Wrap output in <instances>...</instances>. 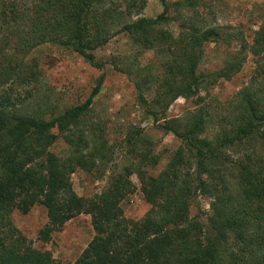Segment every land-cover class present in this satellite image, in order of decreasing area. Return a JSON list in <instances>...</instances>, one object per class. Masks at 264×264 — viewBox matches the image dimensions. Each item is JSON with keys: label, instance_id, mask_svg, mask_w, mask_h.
<instances>
[{"label": "trees", "instance_id": "1", "mask_svg": "<svg viewBox=\"0 0 264 264\" xmlns=\"http://www.w3.org/2000/svg\"><path fill=\"white\" fill-rule=\"evenodd\" d=\"M160 1L163 13L146 18L140 16L141 0H122L131 18L122 30L155 58L133 81L137 101L153 122H166L159 128L182 140L184 148L152 176L147 168L158 164L157 157L138 150L150 141L131 130L123 145L132 163L113 171L102 192L84 198L74 191L72 176L104 172L115 152L105 125L90 120L105 76L83 104L52 118L15 111L14 92L38 81V65L27 56L44 43L71 50L104 70L107 63L97 60L94 51L107 44L110 20L124 13L118 7L99 10L94 0H0V264H62L50 251L34 248L13 221L14 212L26 215L37 205L47 210L48 222L38 236L42 243L77 216L91 217L95 236L75 264H264V28L249 42L243 33L203 25L197 10L211 7L204 0ZM190 11L199 19L185 21L175 36L166 27L175 20L172 15L178 19ZM234 42L238 47H232ZM209 43L227 45L225 59L218 70L202 73L199 66ZM11 51L19 56H7ZM249 56L256 61L255 73L240 90L235 109L218 121L220 133L213 141L202 137L208 124L202 108L185 121L167 118L172 103L232 80ZM7 85L9 92H2ZM147 95L153 96L150 101ZM59 142L66 146L65 157L53 151ZM234 147L244 148L247 156L233 170L226 152ZM193 165L195 178L184 177L195 184L182 178ZM133 176L151 205L138 221L127 219L121 208L135 190ZM199 191L214 200L210 225L201 214L190 218Z\"/></svg>", "mask_w": 264, "mask_h": 264}, {"label": "rangeland", "instance_id": "2", "mask_svg": "<svg viewBox=\"0 0 264 264\" xmlns=\"http://www.w3.org/2000/svg\"><path fill=\"white\" fill-rule=\"evenodd\" d=\"M94 1L99 10L109 8L115 10L117 7L121 8L122 5V0ZM204 1L208 2L211 7L208 10H197L201 11L203 25L221 28L224 33H243L249 42L259 29L264 28V0ZM141 7L140 16L146 18H156L164 11L160 0H141ZM120 10L124 14L115 17V20H110V24L106 27L109 30L107 44L94 51L97 60L107 63L104 70L90 66L71 50L63 49L57 44L44 43L33 48L27 56L28 62H35L38 65V81L18 86L14 92V98L17 101L15 111L30 116L52 118L68 108L83 104L90 97L98 79L102 75L105 76L102 89L94 99L90 120L93 123L105 125L106 137L110 145L115 146V152L104 172L89 174L78 171L72 176L74 191L84 198H90L102 192L108 186V180L113 171L132 163L129 162L126 154L127 148L123 145V140L129 131L137 129L143 139L150 141L147 146L140 143L138 150L142 151V148L150 150L151 156L157 157L158 164L147 168L152 176L159 175L177 151L184 148L182 140L159 128L160 124H166V122H153L145 113V108L137 101V91L133 81L138 80L140 75L144 74L141 71H144V68L155 58L153 52L143 51L134 45L128 35L123 32L122 26L130 22L131 18L126 16L125 6ZM172 16L175 20L168 23L166 27L175 36L180 34L181 26L185 21L190 18L199 19L192 11L188 12L187 16L185 14L178 19L176 15ZM92 33L95 34L94 29ZM237 44L234 42L232 47H238ZM226 49L227 45L223 43L206 44L205 56L199 66V71L213 72L221 68ZM7 54L12 59L19 56L17 51ZM256 65L255 59L249 56L242 71L232 80H221L214 87L207 91L202 90L200 94L190 99L180 98L172 103L168 109L167 118L169 120L181 118L185 121L190 113H196L199 108H202L208 122L204 127L202 137L213 141L220 133L218 121L230 115L235 109L238 94L250 83ZM9 87L8 85L4 87L6 90L2 89V92H9ZM152 97L147 95L148 101ZM162 110L164 106L160 105L156 108L159 115ZM22 147V144L16 146V155ZM65 150L66 146L62 142L53 147V151L59 156L65 157L66 155H63ZM226 155L229 157V168L234 170L238 162L247 156V153L244 148L239 150L234 147L226 152ZM197 171V166L193 165L186 173H182V178L185 179L184 176L188 173L195 178ZM233 173L236 175V172ZM231 177L229 176L228 179ZM132 181L135 190L123 199L121 208L127 219L138 221L146 217L151 210V205L146 201L137 177L133 176ZM186 181L195 184L192 178ZM231 184L233 185V182ZM213 202L209 194L199 191L191 205L190 218L201 214L204 223L210 225ZM13 221L34 248L50 251L53 257L62 264H75L95 236L91 217L81 214L67 222L62 230L55 232L50 242L42 243L38 240L39 231L47 224L48 218L46 208L41 205L33 207L26 215L18 211L14 212Z\"/></svg>", "mask_w": 264, "mask_h": 264}]
</instances>
